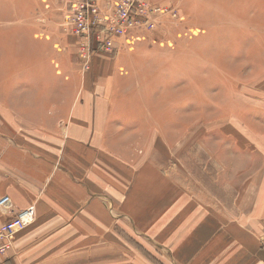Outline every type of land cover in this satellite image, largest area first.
<instances>
[{
    "label": "crops",
    "instance_id": "obj_1",
    "mask_svg": "<svg viewBox=\"0 0 264 264\" xmlns=\"http://www.w3.org/2000/svg\"><path fill=\"white\" fill-rule=\"evenodd\" d=\"M34 1L0 0V197L12 202L0 224L35 208V220L15 234L0 264H264V124L233 129L234 157L211 177L208 149L199 178L189 170L194 163L183 165L161 137L163 110L166 116L178 106L175 91L158 94L161 69L141 76L151 66L140 67L132 55L116 70L96 50L91 76L66 81L76 95L62 114L50 97L7 96L18 76L34 73L33 47L41 45V55L49 49V36L38 44L28 33ZM37 1L44 11L51 0ZM250 80L260 88L264 64L251 67ZM237 82L241 94L246 82ZM257 93L264 98V90ZM254 103H262L264 118V99ZM179 165L189 177L177 175ZM131 243L147 255L130 254ZM150 245L159 256L149 258Z\"/></svg>",
    "mask_w": 264,
    "mask_h": 264
},
{
    "label": "rangeland",
    "instance_id": "obj_2",
    "mask_svg": "<svg viewBox=\"0 0 264 264\" xmlns=\"http://www.w3.org/2000/svg\"><path fill=\"white\" fill-rule=\"evenodd\" d=\"M67 1L51 0L49 8L44 11H39L37 0L33 2V13L27 14L32 21V26L27 25L31 29L28 33H34L38 44L40 39L49 36L50 40L46 43L49 49L45 48L44 55H41L37 52L41 45L38 47L34 44L35 52L30 56L34 73L27 76L24 73L22 78L18 76L13 84L5 88L7 96L17 92L22 97H50L54 99L53 109L61 114L67 110L69 98L76 95L66 81L88 79L95 52L85 57L79 48V39L64 31L62 17ZM150 1L175 8L176 19H167L152 33L135 30L140 34L137 37L141 38L131 41L133 44L129 43L128 38H117L112 51L100 50V54L110 57L109 64L113 66L115 63L116 70L118 66H124L125 59L131 55L138 59L135 63L143 64L140 67L151 66L153 72L146 70L139 74L141 76L151 74L154 78V67L156 71L161 69L163 76L161 83H158V94L172 88L176 94L173 99L178 105L166 116L163 110L161 137L164 143H173L171 146L177 149L178 159L183 165L188 163L192 166L193 162V168L189 170L199 178L202 174L201 162L209 149L208 177L215 176L220 162L231 163L234 157L230 153L233 137L228 134L236 128H249L252 123L264 124V118L258 117L262 103L251 104V99H264L259 98L260 94L257 93L264 90V81L257 83L259 89L251 88L256 83H250L251 67L264 64V50L259 48L255 39L258 37L264 42V28L261 29L264 24L255 21L264 18V0ZM20 8L18 15L20 11L24 16ZM69 36L75 39L73 43L69 44ZM57 37L61 38L62 46L59 44L55 47ZM90 43L95 46L94 37ZM59 47L63 50L62 55L58 53ZM253 49L256 50L251 55ZM54 64L63 70L57 71ZM261 70L257 72L259 78L263 76ZM165 76H169V79H165ZM240 79L246 82L241 94L237 87L239 85H236ZM169 80L171 84L166 83ZM203 147L206 148L204 154ZM177 175L180 178L189 177L180 165ZM115 239L119 240L116 236ZM131 244L126 246L130 254H146L138 243ZM148 249L152 255H148L151 256L149 258L159 256L157 248L150 245Z\"/></svg>",
    "mask_w": 264,
    "mask_h": 264
},
{
    "label": "built area",
    "instance_id": "obj_3",
    "mask_svg": "<svg viewBox=\"0 0 264 264\" xmlns=\"http://www.w3.org/2000/svg\"><path fill=\"white\" fill-rule=\"evenodd\" d=\"M62 17L63 29L79 39L81 53L87 57L96 50L112 51L117 38H130L135 30L152 33L167 19L175 20L176 10L170 5L150 0H68ZM94 37L95 46L90 40ZM88 59V58H87ZM12 209L9 196L0 197V211ZM35 220V208L30 205L0 224V261L13 247L16 233ZM264 253V234L259 237Z\"/></svg>",
    "mask_w": 264,
    "mask_h": 264
}]
</instances>
